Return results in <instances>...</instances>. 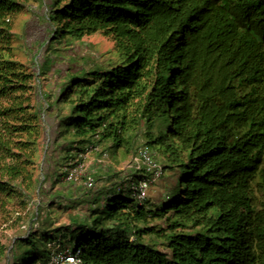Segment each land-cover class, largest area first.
<instances>
[{"label":"trees","instance_id":"1","mask_svg":"<svg viewBox=\"0 0 264 264\" xmlns=\"http://www.w3.org/2000/svg\"><path fill=\"white\" fill-rule=\"evenodd\" d=\"M20 1L0 0V191L36 188L44 132L54 148L61 125L81 147L98 133L106 150L158 157L164 174L141 205L99 193L56 230L77 234L59 252L79 250L83 264H264V0H45L51 45L101 33L120 62L52 71L44 112L12 56ZM54 240L28 232L7 264H46Z\"/></svg>","mask_w":264,"mask_h":264},{"label":"rangeland","instance_id":"2","mask_svg":"<svg viewBox=\"0 0 264 264\" xmlns=\"http://www.w3.org/2000/svg\"><path fill=\"white\" fill-rule=\"evenodd\" d=\"M44 2L45 0H21L20 9L9 19V24L13 60L22 65L24 72L31 74L30 84L31 88L35 90L36 97L38 98L39 83V88L46 96V102L49 103L52 101L49 98V88L55 82L51 77L52 71L61 70L64 76L67 72L75 73L80 68L89 71L97 65L102 68H110L118 64L120 59L116 53L112 36H106L101 33L85 36L79 41H71L62 45L57 41L51 45L50 40L46 39L48 34L45 31V24L48 10ZM46 46L51 47L48 49ZM47 56L52 57L55 62L44 69L41 68L38 75L37 63H41ZM34 104H36V99ZM60 108L62 115L66 116L69 112V107L62 103ZM65 130V126L61 125V132H59L58 136L59 142L58 144L55 143L57 157L53 173L50 175L53 189H45L46 176L43 173L44 170H40L42 159H44V155L51 145V138H49L48 142L44 136L39 142L35 166L32 171L33 178L37 180L36 188L31 192H27L24 188L20 191L19 183L15 182L10 184L13 190L11 193L0 191V264H7V261L11 260L16 239L25 237L28 232L35 233L37 236L38 232H40L55 237L57 241H46L45 245L46 251L51 254L59 253L60 248L65 246V244L68 247L67 240L70 238L76 239L77 237L76 233H69L64 229L70 226L71 219L79 218L81 212L87 215L88 208L84 203H78L79 201L74 200V198L61 197L58 188L62 185L60 180L63 175V168L67 165L69 159L74 158L76 153L81 151L82 147L77 143L73 132H63ZM136 141L141 146V140L137 138ZM106 147H108V144ZM109 148L110 150L105 148L108 153V159L104 163L107 171H101L104 173L94 175L95 186L93 189L94 193L106 194L107 197L112 194V188H115L119 183L138 182L146 176L140 171L142 170L140 160L135 161L136 164L131 168L132 172L130 173L125 171V167L135 157L131 156V154L125 155L122 151H118L115 148ZM140 148L143 149L142 147ZM92 156L91 159L93 158ZM95 159H99V157ZM154 159L161 166L163 165L161 159L156 156ZM62 186L66 187L67 184L64 183ZM43 192H45V195ZM42 201L46 203L45 206L39 205ZM87 206L89 207L90 205L87 204ZM92 208L96 209L91 205L90 209ZM76 213L78 215H75ZM94 219L95 216L89 215L85 222L88 226H92ZM61 227L64 229L57 232L56 230ZM71 247L74 248L75 244Z\"/></svg>","mask_w":264,"mask_h":264},{"label":"built area","instance_id":"3","mask_svg":"<svg viewBox=\"0 0 264 264\" xmlns=\"http://www.w3.org/2000/svg\"><path fill=\"white\" fill-rule=\"evenodd\" d=\"M38 75L39 67L37 66ZM38 97L43 102L44 112L47 108V104L43 101L42 91L39 88L38 83ZM44 114L42 115V118ZM49 132H45V137L49 142ZM100 137L97 134L94 135L92 141L86 144L82 150L76 153L74 158L69 159L67 165L62 171V181L68 185H81L85 190L94 189L95 177L89 169V163L91 162V156L93 154L98 155V162H105L108 159V153L99 143ZM141 161L142 171L146 176L138 182H121L116 185L115 193L123 194L134 200L138 205L143 204L147 197L148 192L153 183L158 181L164 174L163 167L154 159V157L146 150H139L135 158L130 162L125 171L132 172V167L136 164L135 161ZM133 164V165H132ZM137 169V168H136ZM141 169V168H140ZM137 171V170H136ZM46 264H83L81 260V251L75 250L74 252L64 251L57 254H51Z\"/></svg>","mask_w":264,"mask_h":264},{"label":"crops","instance_id":"4","mask_svg":"<svg viewBox=\"0 0 264 264\" xmlns=\"http://www.w3.org/2000/svg\"><path fill=\"white\" fill-rule=\"evenodd\" d=\"M50 125V124H49ZM53 130L51 129V132H49V134L51 135V145H50V149L45 153L44 155V159H42V164H41V168L40 170H44V175L46 176V188L47 190L49 189H53L52 188V184H51V179H50V175L53 173V168H54V163H55V159L57 157V152L55 150L54 146V136L52 132ZM45 136V132L43 134ZM107 144H102L101 146L105 149ZM83 148V147H82ZM55 150V151H53ZM93 158L91 159V162L89 163V169L90 172H92V174L94 175H100V173H104L105 171H107V168H105V162H98L99 159H95L96 157H98V155L93 154L92 156ZM104 171V172H101ZM98 177V176H97ZM44 179V177H43ZM61 184L63 185L64 182L62 181V178L60 180ZM66 184V183H65ZM60 186L58 188L59 192L61 193V197L65 196L68 197L70 199L74 200H78L79 202L84 203V205H86V207L88 208L87 204L89 205V203H92L96 196L99 193H95V194H87L86 191L81 185H68L66 187ZM84 190V191H83ZM85 192V193H84ZM86 194V195H85ZM84 213H80L79 216H82ZM75 215H78L77 213Z\"/></svg>","mask_w":264,"mask_h":264}]
</instances>
